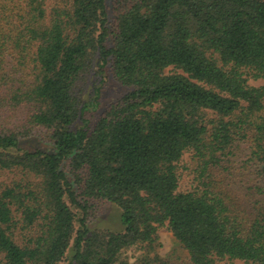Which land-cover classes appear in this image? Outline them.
Masks as SVG:
<instances>
[{
    "label": "trees",
    "instance_id": "obj_1",
    "mask_svg": "<svg viewBox=\"0 0 264 264\" xmlns=\"http://www.w3.org/2000/svg\"><path fill=\"white\" fill-rule=\"evenodd\" d=\"M94 67L130 90L92 123L76 87ZM249 77L264 78V0H0V264H130L164 225L192 264H264ZM35 133L52 147L26 146ZM94 201L122 229L91 227Z\"/></svg>",
    "mask_w": 264,
    "mask_h": 264
},
{
    "label": "rangeland",
    "instance_id": "obj_2",
    "mask_svg": "<svg viewBox=\"0 0 264 264\" xmlns=\"http://www.w3.org/2000/svg\"><path fill=\"white\" fill-rule=\"evenodd\" d=\"M113 0H108L109 5H112ZM172 68V67H170ZM250 85L259 86L264 84V78L255 79L248 78ZM130 90L120 82H118L111 69H107L104 75L96 72L95 67L90 70L79 82L76 87V94L80 96L83 104L88 106V112L85 116L92 123L102 114V112L113 102H117L124 97ZM23 113L19 112L23 119ZM83 121L80 119L75 124V128L82 126ZM33 140L25 143L30 147L50 148L52 143L43 138L39 133H35ZM246 144H242L241 148L235 150L238 161L246 154ZM190 160V153H185L183 163ZM235 165H239L236 163ZM236 171V170H235ZM231 170L230 172L235 173ZM194 174L187 170H182L181 174V189H188L193 182ZM20 173H8L1 179H24ZM121 210L114 204L104 201H94L89 209V225L91 227L107 228L111 230L122 229L120 221ZM122 257L127 259L130 264H192L189 260L187 250L176 239L173 233L168 229L167 225L161 226L158 229L157 239L150 246L147 244H137L123 251ZM218 264H244L243 261L235 259H224Z\"/></svg>",
    "mask_w": 264,
    "mask_h": 264
}]
</instances>
